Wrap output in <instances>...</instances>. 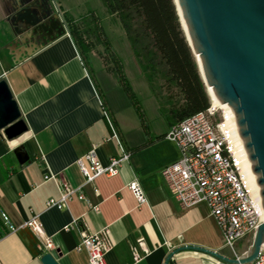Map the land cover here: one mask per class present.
<instances>
[{
  "label": "crops",
  "instance_id": "1",
  "mask_svg": "<svg viewBox=\"0 0 264 264\" xmlns=\"http://www.w3.org/2000/svg\"><path fill=\"white\" fill-rule=\"evenodd\" d=\"M17 1L0 0V79L6 81L27 131L7 139L0 129V264H43L41 256L47 252L59 264H89L87 252L76 249L79 227L66 228L73 218H83L89 230H109L112 247L105 256L107 264H165L175 248L196 245L231 257L207 206L182 209L168 191L160 171L179 157V149L165 138L169 123L157 133L151 126L143 128L137 113L122 115L104 95L93 71L107 111L68 29L58 33L35 28L37 18L32 22L26 14L15 13ZM55 6L61 14L69 13L60 2ZM20 144L29 156L23 164L13 153ZM120 146L129 157L119 172L85 184L76 160L94 148L98 159L106 163L120 154ZM50 174L74 186L84 183V195L98 210L76 197L66 208L47 207L48 199L59 197L58 182L45 178ZM133 179L146 198L140 206L127 188ZM3 212L13 231L3 225ZM32 216H37L45 236L51 238L52 249L44 250L41 238L23 226ZM134 245L137 260L131 251ZM167 264L228 263L186 249L171 256Z\"/></svg>",
  "mask_w": 264,
  "mask_h": 264
},
{
  "label": "built area",
  "instance_id": "2",
  "mask_svg": "<svg viewBox=\"0 0 264 264\" xmlns=\"http://www.w3.org/2000/svg\"><path fill=\"white\" fill-rule=\"evenodd\" d=\"M232 119L225 109L214 104L209 98V104L204 110L192 114L177 123L170 125L165 138L173 142L179 149L176 161L161 169V175L168 186V191L182 209L204 203L220 231L223 245L232 252L231 257H238L234 244L255 233L262 217L261 205L246 185L242 173V158L234 142L230 123ZM112 135L117 138L115 127L108 119ZM120 154L111 156L106 163H102L91 148L76 160V165L84 178L85 184H93L99 176H114L119 172L121 164L129 157V152L120 146ZM45 178L55 179V175ZM57 181V180H56ZM59 197L50 198L47 207L62 209L76 197L93 211L99 207L91 205L82 191L81 185H72L66 180H58ZM137 200L138 205L146 202V198L136 179L127 184ZM3 225L9 231L15 227L11 225L8 216L1 213ZM41 238L44 250L53 248L51 238L44 234L43 226L37 216H32L24 222ZM78 226L80 242L77 250H85L89 264H107L106 253L111 249L109 230H89L83 218H73L68 227ZM138 246L142 247V243ZM138 246H132V255L139 258ZM145 253H147L145 251ZM257 257L249 264H264V246L260 248Z\"/></svg>",
  "mask_w": 264,
  "mask_h": 264
},
{
  "label": "water",
  "instance_id": "3",
  "mask_svg": "<svg viewBox=\"0 0 264 264\" xmlns=\"http://www.w3.org/2000/svg\"><path fill=\"white\" fill-rule=\"evenodd\" d=\"M174 3L206 91L211 88L215 98L232 111L264 211V0H174ZM37 6L52 10L48 0H39ZM20 7L31 21L35 19V11L29 5ZM59 18L63 21L61 15ZM0 129L7 139L18 138L27 131L4 79H0ZM13 153L19 164L29 161L23 145L14 147ZM263 245L264 221L238 257H227L197 245L180 246L168 254L165 264L175 253L186 249H197L228 264H249ZM41 262L59 264L50 252L41 256Z\"/></svg>",
  "mask_w": 264,
  "mask_h": 264
},
{
  "label": "trees",
  "instance_id": "4",
  "mask_svg": "<svg viewBox=\"0 0 264 264\" xmlns=\"http://www.w3.org/2000/svg\"><path fill=\"white\" fill-rule=\"evenodd\" d=\"M105 11L114 16L124 30L125 37L152 92L162 102L169 125L204 110L209 104L195 57L186 40L174 0H100ZM47 16L50 11L44 9ZM67 31L89 72L97 94L107 109L105 99L97 87L90 61V53L102 45L103 66L119 84L134 107L140 124L147 128L135 92L129 83L120 58L100 24L98 16L88 10L84 16L73 18L62 14Z\"/></svg>",
  "mask_w": 264,
  "mask_h": 264
},
{
  "label": "rangeland",
  "instance_id": "5",
  "mask_svg": "<svg viewBox=\"0 0 264 264\" xmlns=\"http://www.w3.org/2000/svg\"><path fill=\"white\" fill-rule=\"evenodd\" d=\"M51 5L52 11L56 14V18L60 24V31L66 30V25L61 21V13L56 9L55 2H60L61 5L66 8L70 15L75 18L84 16L88 10L93 11L99 18L100 24L109 40L111 49L120 58L122 64V70L124 71L129 83L131 84L136 100L140 105L143 117L146 124L157 133L166 130L168 116L165 109H163L162 102L159 101L156 96H152V92L142 74V71L137 64L135 57L133 56L132 50L125 37L124 30L121 29L119 21L109 15L100 0H48ZM58 32V33H59ZM98 52L102 55L105 54L102 45H97L96 50L90 53L92 69L98 79L100 87L103 90L105 96H109L113 106L123 115L128 112H132L136 115L134 107L131 105L129 99L126 97L122 87L117 84V81L112 75L107 74L104 70L102 57L99 56ZM102 66V67H101ZM206 89V88H205ZM207 92V91H206ZM207 94V93H206ZM208 95V94H207ZM208 98L209 95H208ZM165 144L171 145V142L165 141ZM205 221H211L207 218ZM252 235H248L243 239L237 240L234 244V250L238 255L244 252L250 245ZM233 255V254H232Z\"/></svg>",
  "mask_w": 264,
  "mask_h": 264
},
{
  "label": "bare ground",
  "instance_id": "6",
  "mask_svg": "<svg viewBox=\"0 0 264 264\" xmlns=\"http://www.w3.org/2000/svg\"><path fill=\"white\" fill-rule=\"evenodd\" d=\"M207 94L209 95L210 97V100L216 104L217 106L225 109V111L230 114L231 116V123H230V127H231V131H232V134H233V138H234V142L238 148V151L241 155V158H242V173L244 175V179H245V182H246V185L247 187L249 188V190L252 192L253 196L255 197V199L257 200V202L260 204V198H259V195H258V186L256 185L255 183V179H254V175L251 174V170H250V163L246 157V154H245V151L243 149V146H242V142L237 134V130H236V127H235V123H234V118H233V114H232V111L230 110V108L224 104V103H220L216 98L215 96L212 94L211 92V88H207ZM262 217L264 219V211L262 210ZM264 246V245H263ZM262 246V247H263Z\"/></svg>",
  "mask_w": 264,
  "mask_h": 264
},
{
  "label": "flooded vegetation",
  "instance_id": "7",
  "mask_svg": "<svg viewBox=\"0 0 264 264\" xmlns=\"http://www.w3.org/2000/svg\"><path fill=\"white\" fill-rule=\"evenodd\" d=\"M9 1V0H8ZM18 8H16V10H18V14L20 15H24L26 14V10L25 11H21V5H29L31 10L35 11L36 17L38 19L37 22L34 21L33 19V25L35 26V28L37 29H42L43 31H55V32H59L60 31V24L58 19L56 18L57 16L55 15V13L51 10L50 13L47 16H43L45 14L44 9H40L37 6V3L39 2V0H18ZM27 15V14H26ZM62 16V14H61ZM45 19L44 22H41V20ZM63 19V16H62ZM62 21V20H61ZM66 26L67 23L65 22V20L63 19L62 21ZM67 29V27H66Z\"/></svg>",
  "mask_w": 264,
  "mask_h": 264
}]
</instances>
